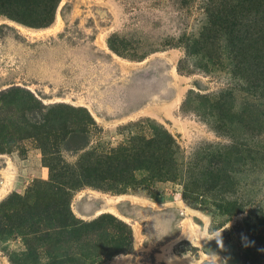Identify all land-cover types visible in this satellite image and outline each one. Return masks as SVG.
Masks as SVG:
<instances>
[{"label":"rangeland","instance_id":"rangeland-1","mask_svg":"<svg viewBox=\"0 0 264 264\" xmlns=\"http://www.w3.org/2000/svg\"><path fill=\"white\" fill-rule=\"evenodd\" d=\"M208 1L60 0L46 27L12 19L0 5V91L14 86L46 106L85 108L39 106L29 131L17 129L28 119L2 110L0 264H264V155L240 166L236 185L222 192L187 189L175 177L117 193L93 178L118 174L119 159L106 165L104 155L142 119L175 136L184 162L205 165L237 142L247 149V130H218L200 95L231 92L236 113L264 101L254 102L243 72L225 59L215 64L217 51L204 61L186 52L207 23ZM234 201L242 213L218 209ZM103 213L127 224L121 237L101 229ZM129 231L131 251L112 253Z\"/></svg>","mask_w":264,"mask_h":264},{"label":"trees","instance_id":"trees-1","mask_svg":"<svg viewBox=\"0 0 264 264\" xmlns=\"http://www.w3.org/2000/svg\"><path fill=\"white\" fill-rule=\"evenodd\" d=\"M59 2L60 0H0V5L7 8V16L12 19L30 27H46L53 22ZM206 15L205 27L197 38L187 43L186 52L190 55L193 53L200 55L204 61L211 56L208 55L210 51H217L219 61L215 64L223 63L225 59L232 73L243 72V84L248 87L249 92L252 91L254 102L260 99L264 101V0H209ZM117 39L116 36H111L108 43L113 51L119 52ZM200 39H205L206 42ZM23 93L22 89L14 86L0 91V114L2 110L8 108L11 112L16 111V114L28 119L29 122H25L24 125H17V129L21 131L35 128L33 114L39 106L43 110L49 108L53 111L63 110L69 106L66 103L46 106L34 97L27 100ZM200 97L204 99L205 115L211 117L213 126L218 130L231 129L236 123L247 130L250 140L247 149L244 150L243 144L237 142L225 146L222 152L211 154L205 165L184 162L181 161V150L175 136L163 125L150 119H142L126 126L131 128L130 137L117 152L113 150L104 155L106 165L119 159L121 169H118V174L107 172L93 178L99 177L102 187L105 186L117 193H123L128 188L145 182L165 181L175 177L186 178L185 187L188 189V185L192 184L200 193L206 190L222 192L224 187L236 185L235 174L240 166H245L250 160L256 162L258 155H264V108L260 109L259 104L256 107V103H251L245 106L243 111L236 113L233 101L231 102V92L221 93L214 101L204 95ZM68 108L85 111L83 107ZM87 117L91 124H96L88 111ZM2 124L6 125L4 119L0 117V127ZM83 124V129H87V123ZM44 146L46 144H43L46 155ZM92 179H88L87 176L88 183H94L95 180ZM218 209L235 215L242 213L244 206L234 201ZM99 221L102 222L101 229L110 232L113 228V231L119 233V237L123 234L119 224L127 227L126 223L109 213H103ZM97 232L98 230H93L89 236L92 237ZM131 236L130 232L129 237H124L121 245L112 253H129L132 249ZM76 262L78 263V259Z\"/></svg>","mask_w":264,"mask_h":264}]
</instances>
